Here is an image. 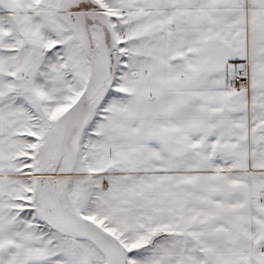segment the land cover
I'll return each instance as SVG.
<instances>
[{
    "label": "snow or ice",
    "instance_id": "6c2138e0",
    "mask_svg": "<svg viewBox=\"0 0 264 264\" xmlns=\"http://www.w3.org/2000/svg\"><path fill=\"white\" fill-rule=\"evenodd\" d=\"M0 264H264V0H0Z\"/></svg>",
    "mask_w": 264,
    "mask_h": 264
}]
</instances>
